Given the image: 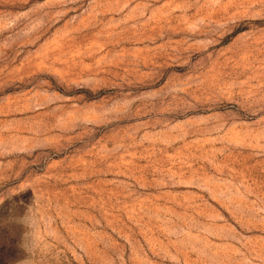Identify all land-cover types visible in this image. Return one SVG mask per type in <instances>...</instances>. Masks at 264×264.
<instances>
[{
    "label": "rangeland",
    "instance_id": "1",
    "mask_svg": "<svg viewBox=\"0 0 264 264\" xmlns=\"http://www.w3.org/2000/svg\"><path fill=\"white\" fill-rule=\"evenodd\" d=\"M0 264H264V0H0Z\"/></svg>",
    "mask_w": 264,
    "mask_h": 264
}]
</instances>
